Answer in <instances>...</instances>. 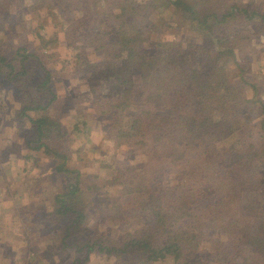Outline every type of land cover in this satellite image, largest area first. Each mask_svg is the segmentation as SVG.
I'll return each instance as SVG.
<instances>
[{"label": "trees", "instance_id": "trees-1", "mask_svg": "<svg viewBox=\"0 0 264 264\" xmlns=\"http://www.w3.org/2000/svg\"><path fill=\"white\" fill-rule=\"evenodd\" d=\"M29 1L30 9L43 3ZM76 1V5H83L84 0ZM230 1L133 0L128 6L117 0L119 10L110 6L112 9L106 11L109 15L103 18L104 26L94 31V41L101 44L92 45L102 48L101 69L97 70L105 79H112L105 119L112 136L118 141L134 140L144 154L136 167L123 173L120 186L110 195L108 187H113L114 180L85 181L55 140L60 122L48 113L56 95L44 60L22 45L12 53L0 47V73L20 87L21 101L16 111L35 128L32 148L51 154L56 159L54 173L66 180L53 193L49 218L47 215L52 224L69 219L62 232L64 247L70 246L67 237L87 228L93 197L105 194L103 208L111 207L125 223H136L114 245L101 240L102 235L95 238L96 230H92L84 244L86 251L117 254L123 264H161L167 259L170 264H195L186 254L185 241H204L205 229L211 227L221 236L210 242L214 264H264V146L259 150L262 158L256 162L244 145L252 136L250 132H233L235 87L224 71V60L215 62L219 55L228 60L240 45L231 28L236 11L243 10L250 16L258 9ZM48 6L49 11L54 9V5ZM160 10L169 13V19H188L193 27L208 30L218 42L226 44L211 52L202 64L196 57L190 62L179 53L171 58L179 66L169 71L163 63L171 57L169 45L161 55L144 50L151 33L158 30L155 17L159 20ZM259 14L264 22V12ZM89 39H82L84 53L95 43ZM147 56L152 61L148 65L144 62ZM30 60L42 69L43 78L31 81L36 71L27 65ZM92 67L87 65L85 69ZM175 91L181 98L172 101L168 94ZM171 105L176 107V114L153 120V109L168 112ZM259 127L264 135V113ZM218 140L228 143L218 147ZM169 168L175 171V181L169 188L175 197L165 199L158 177ZM221 169L224 176L219 173ZM245 206L247 212L243 211Z\"/></svg>", "mask_w": 264, "mask_h": 264}, {"label": "rangeland", "instance_id": "rangeland-1", "mask_svg": "<svg viewBox=\"0 0 264 264\" xmlns=\"http://www.w3.org/2000/svg\"><path fill=\"white\" fill-rule=\"evenodd\" d=\"M118 1L128 6L133 2ZM234 1L255 7L258 12L247 16L243 10L236 11L231 28L240 45L228 60L219 55L215 62L219 64L224 60V71L235 87L232 130L239 132L238 135L250 132L252 136L244 145L250 149L251 159L258 162L262 158L259 150L264 146V135L259 127L264 113V22L259 13L264 12V0ZM42 2L30 9L29 0H0V47L12 53L22 45L44 60L53 77L51 85L56 95L48 113L58 117L60 122L59 132H55L56 142L67 152L70 163L81 170L85 181L102 182L109 178L105 183L117 182L111 181L113 187H108V194H113L125 176L123 173L144 158L134 140L118 141L111 135L105 119L109 114L105 102L109 100L112 79H105L97 70L101 69L102 48L92 46L101 44L94 41L97 40L94 31L104 26L103 18L109 15L106 11L110 6L118 11L119 3L117 0H84L83 5L78 6L76 0ZM48 5H54V9L49 11ZM158 16L159 20L155 17L158 30L151 33L144 50H150V55H161L169 45L167 51L171 57L163 62L169 71L179 66L171 59L179 53L190 62L196 57L202 64L211 52L226 44L223 40L218 42L208 30L193 27L191 21L182 16L169 19L170 14L165 15L162 10ZM88 36L95 43L84 49L86 54L81 46L82 39ZM30 61L27 65L36 71L31 81L39 80L43 71L36 62ZM144 62L152 63L148 56ZM87 65L93 66L92 69H85ZM92 86L96 91H92ZM20 94V87L0 73V264H123L117 254L106 255L95 249L86 251L84 245L92 230H96L95 238L102 235L101 240L114 245L124 231L135 226V221H121L111 207L103 208L107 202L105 194L93 197L87 228L74 236L68 235L70 246L64 247L62 243L63 227L69 219L59 224L47 219L53 206V193L66 180L62 174L54 173L56 159L51 154L32 148L35 128L16 111ZM168 98L176 101L181 95L175 91L169 93ZM171 106L168 112L153 109V120L176 114V107ZM239 108L242 109L237 114ZM226 143L227 140H218L217 146ZM219 173L224 176L222 169ZM174 175V169L169 168L158 177L164 186L165 199L175 197L169 189L175 181ZM243 211L247 212L248 207ZM205 232L204 241H185L186 254L195 264H214L215 261L210 257V242L220 235L211 227ZM169 260L161 264H170Z\"/></svg>", "mask_w": 264, "mask_h": 264}]
</instances>
